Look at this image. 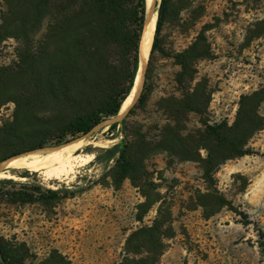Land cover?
Instances as JSON below:
<instances>
[{
  "label": "rangeland",
  "instance_id": "rangeland-1",
  "mask_svg": "<svg viewBox=\"0 0 264 264\" xmlns=\"http://www.w3.org/2000/svg\"><path fill=\"white\" fill-rule=\"evenodd\" d=\"M157 1L156 24L161 0ZM39 4L40 0H0V27L5 14L32 22L7 28L12 33L21 29L25 37L0 42V67L7 68V82L13 79L16 86L13 93L7 90V97L20 99L29 87L37 91L39 99L29 108L35 118L21 125L37 129L40 138L53 145L70 121L92 113L106 93L84 91L79 81L70 84L66 94L59 88L55 70L70 53L69 31L58 33L57 3L44 8ZM38 10L45 14L41 20L34 18ZM159 38L161 49L149 56L147 105L70 141H83L76 151L82 158L72 175L56 179L29 171L28 179L21 177L23 169L15 170L16 178H7L21 183L40 180L47 189L69 194L37 204H11L0 194V239L23 264H42L54 252L71 264H121L128 238L157 219L168 221L175 232L172 239L163 240L166 249L160 264H264V131L251 140L252 155L226 162L215 174L216 188L229 205L211 217L200 205L202 196L212 191L202 178V165L186 159L185 147L171 151L163 145L172 135L170 128L190 142L206 125H232L241 96L264 86V0H169ZM199 38L210 47L211 57L196 62L193 82L179 85L176 56ZM107 51L116 63L115 48ZM197 86L210 95L206 113L175 117V105ZM16 108L11 101L0 108V127L13 122ZM123 120L124 125L110 131ZM126 143L144 157L132 180L117 186L115 160L95 158L101 150ZM200 153L206 158L205 150Z\"/></svg>",
  "mask_w": 264,
  "mask_h": 264
},
{
  "label": "trees",
  "instance_id": "trees-1",
  "mask_svg": "<svg viewBox=\"0 0 264 264\" xmlns=\"http://www.w3.org/2000/svg\"><path fill=\"white\" fill-rule=\"evenodd\" d=\"M50 2L57 3L56 12L57 29L59 34L69 31L70 53L64 54L56 66L55 74L59 77V88L64 94L70 90L69 85L79 81L84 91L91 94L106 93L105 100L92 113L80 115L66 125L60 133L59 141L50 145L37 129L24 127L22 120L35 118L29 112L30 106L39 99L35 89H29L20 99L8 96L7 90L13 93L15 82H7V68L0 67V108L7 101L16 104L13 122L0 127V163L38 150H46L61 146L79 137L88 135L97 126L106 120L118 116L120 109L130 96L137 71L139 68L140 45L146 21V0H40L39 6L44 8ZM169 0H161L158 10V19L151 54L160 50V33L167 13ZM38 10L34 18L41 20L45 14ZM155 15L153 16L154 20ZM152 20V21H153ZM32 22L14 17V14H5L0 27V42L10 37H25L24 32H8L7 28L18 24L27 25ZM114 47L116 63H111L107 51ZM211 57V49L202 38L197 39L191 47L176 56L181 67L176 81L179 85H187L194 81L196 75L195 64L198 60ZM151 62V61H150ZM92 72L91 77L86 74ZM142 93L129 111L133 114L137 108L147 105L150 98V89L147 85L149 68ZM78 84V85H79ZM199 86V85H198ZM196 87L179 101L172 110L175 117L181 114L196 113L203 116L210 103V95L204 89ZM264 104V86L259 90L242 95L235 121L232 125L227 122L207 126L198 138L190 142L185 141L178 129L170 128L172 135H167L163 145L173 149L185 147L187 160L202 165L203 180L212 191L202 196L200 205L205 216L211 217L229 202L216 188L215 174L226 162L253 154L249 144L251 140L264 131V114L261 107ZM125 120L110 126L115 132ZM177 127L179 125L176 120ZM184 142V143H183ZM206 151V158L200 151ZM134 146L126 143L123 146L101 150L95 160L101 161L105 157L107 162L115 160L113 177L117 186L124 181L132 180L133 174L138 170L137 163L143 156ZM22 178L30 179V172L23 170ZM11 172L16 173L15 170ZM36 175V174H32ZM134 182V181H133ZM62 190L47 189L40 180L25 183L13 179H0V194L11 204H37L51 203L68 197ZM149 209V207H147ZM168 222V221H167ZM163 220H155L152 226H146L135 231L127 240L126 255L121 264H160L165 252V238L172 239L175 235L170 223L167 226ZM0 264H23V261L14 257L4 240L0 239ZM42 264H71L61 254L54 252Z\"/></svg>",
  "mask_w": 264,
  "mask_h": 264
},
{
  "label": "bare ground",
  "instance_id": "bare-ground-1",
  "mask_svg": "<svg viewBox=\"0 0 264 264\" xmlns=\"http://www.w3.org/2000/svg\"><path fill=\"white\" fill-rule=\"evenodd\" d=\"M156 2L158 1L146 0L147 15L145 29L140 45L139 68L130 96L122 105L120 112L118 116L114 118V121L122 120L127 115V113L134 106L143 89L147 62L151 54L156 31V20H154L152 23L153 16L155 14ZM82 145L83 141L77 140L75 142H70L60 148H49L50 150L46 151L40 150L43 152L41 155L37 154L39 151H36L29 153L26 156H15L0 164V179L16 178L11 174L10 171L23 169L32 172L43 171L49 176V178L55 177L56 179L72 175L74 172L75 163L82 158V155L79 156L76 154V151L79 150Z\"/></svg>",
  "mask_w": 264,
  "mask_h": 264
},
{
  "label": "water",
  "instance_id": "water-1",
  "mask_svg": "<svg viewBox=\"0 0 264 264\" xmlns=\"http://www.w3.org/2000/svg\"><path fill=\"white\" fill-rule=\"evenodd\" d=\"M146 15H147V9H146ZM145 21H146V18H145ZM144 25H145V24H144ZM140 42H141V41H140ZM148 66H149V58H148V62H147L146 73H147V70H148ZM146 73H145V77H146ZM134 83H135V82H134ZM144 84H145V79H144ZM143 87H144V85H143ZM142 90H143V89H142ZM141 93H142V91H141ZM140 95H141V94H140ZM140 95H139V97H140ZM139 97H138V99H139ZM138 99H137V101H138ZM137 101L135 102V104L137 103ZM135 104H134V105H135ZM133 107H134V106H133ZM133 107H132V108H133ZM132 108H131V109H132ZM128 114H129V112L127 113V115H128ZM127 115H126V116H127ZM126 116H125L124 118H126ZM124 118H123V119H124ZM115 123H116V122H115ZM97 127H98V126H97ZM45 149H46V148H45ZM41 150H43V149H41ZM38 151H40V150H38ZM10 159H11V158H10ZM7 160H8V159H7ZM7 160H5V161H7ZM5 161H3V162H5ZM1 163H2V162H1ZM1 163H0V164H1Z\"/></svg>",
  "mask_w": 264,
  "mask_h": 264
}]
</instances>
